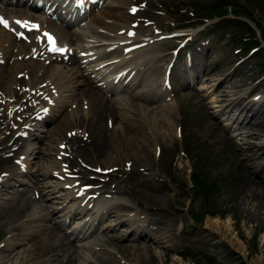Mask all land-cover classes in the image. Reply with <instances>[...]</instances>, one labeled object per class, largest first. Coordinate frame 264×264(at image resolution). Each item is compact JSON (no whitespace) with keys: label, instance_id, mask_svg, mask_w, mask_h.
<instances>
[{"label":"rangeland","instance_id":"374dc122","mask_svg":"<svg viewBox=\"0 0 264 264\" xmlns=\"http://www.w3.org/2000/svg\"><path fill=\"white\" fill-rule=\"evenodd\" d=\"M147 1L152 7L159 4L168 9L170 6L173 8L170 13L168 9L166 10V19L162 22V26L167 27L168 32H173L172 27L178 26L181 30L179 36H185L187 30L190 35L192 34V38H196L199 32H195L205 27L200 36L211 35L212 43L205 55L203 66L207 69V77L210 80L204 85L210 89L212 87L210 82L214 79L219 81L223 76L227 81L221 87L218 86L208 98H204L206 95L204 90L192 89L179 93L176 101L170 106L172 108L175 105L176 112L172 111V114L167 111L172 116L175 132L170 128V134L165 132V135H152L153 142H147L149 147L144 152L149 156V162H145V165L135 157L128 167L125 164L126 157L122 154L121 160L106 164L104 160L107 155L95 157L84 149L83 143L74 149L75 153L71 158L74 168L80 161H84L85 165L92 168L114 166V174H108L107 177H112L113 183L115 181L117 184L114 189L123 190V194L110 201L114 207L120 203L125 204L121 209L116 207L117 212L113 214L115 220H111L110 217L99 223L90 235L88 240L92 249L86 253L91 260L88 264H179L175 258L177 255L191 264H264V209L256 205L259 200L257 192L262 185L259 183L257 186L256 182L264 180V145L259 147L257 144L264 138V125L258 127L262 135L246 138L257 144L248 157L250 160L246 161L247 153L244 152L243 141L239 136H234L229 142L223 141L228 134L224 129L227 121L223 119L221 123L216 121L211 114L212 107L210 108L216 104L215 98L229 97L222 89L229 91L230 88L227 86L231 83L236 82L231 90L234 88L238 95H242L245 91L253 89V83L263 77L264 67L261 63L264 60V0ZM228 9H231L232 14H240V17L249 15L248 18L252 17L255 20L256 24L251 21L253 32L259 38L261 36L263 38L258 44L259 51L249 54L248 48L253 44L245 45L239 35L244 18L233 17ZM146 11L148 9L143 14L149 13L154 18V12ZM224 11L227 16L219 14ZM191 13L199 18L194 19ZM255 25L259 27L261 34ZM171 42L174 40L160 44V47L165 49L162 52L174 46ZM241 57H249V60L239 65L232 63L234 59L239 60ZM255 62L258 65H255ZM73 75L72 73L68 78ZM254 93L264 96V81L257 82L256 88L248 95L247 100L252 99ZM74 110L77 111L76 108ZM128 117H122L120 120L117 116L116 123L114 117L113 124L110 125L105 116L102 125L111 129L109 131L115 126L116 134V131L120 132L123 130L121 128L128 125ZM71 120H74L77 126H81L84 117L74 115ZM48 136L46 143L50 140ZM127 147L125 149L129 154ZM33 151L35 152V148ZM48 159H53V156ZM34 167H37L36 162ZM260 167H263V172H260L261 178L255 179L254 175ZM87 174L103 177L100 175L102 173H96L94 170ZM49 182L50 185L55 183ZM3 200L0 204L9 201ZM3 207V204L0 205V257H5L10 252L6 245H13L19 240L15 230L3 236L11 228L9 214L3 212ZM25 213L28 215L34 212L28 210ZM123 214L127 221H124ZM209 218H218L222 223L227 222V227L213 228L208 224ZM121 221L124 224L120 223L119 227L113 225L110 229H103L112 222ZM131 225H139L141 228L136 230L135 235L125 239L124 236L131 229ZM163 225L166 226L163 228L164 235L154 232L155 227ZM46 226L42 224L41 228L47 229ZM147 226L153 231L152 235L155 237L153 243L145 238L140 239L141 241L132 239L138 234L146 235L148 230L143 228ZM239 241L246 251L237 248ZM28 245L29 242L26 240L25 243L18 244L15 251L28 248ZM144 245L150 247L149 252L145 251ZM28 252L25 264H42L48 258L46 255L39 254L41 256L38 257L39 255L32 254V249ZM78 255L84 258L80 251ZM24 261L25 259H19L16 264H22Z\"/></svg>","mask_w":264,"mask_h":264},{"label":"bare ground","instance_id":"6f19581e","mask_svg":"<svg viewBox=\"0 0 264 264\" xmlns=\"http://www.w3.org/2000/svg\"><path fill=\"white\" fill-rule=\"evenodd\" d=\"M116 1L118 2V5H121V4L124 5L127 3L126 2L127 0H116ZM111 12H113L112 9L107 11L106 14H111ZM114 15L115 17H118V19L126 21V23L131 24V22H128L129 15L126 12L125 13L123 11L116 12L114 13ZM93 20H95L96 25H99L103 22V20L101 19L98 20V17H95ZM116 24H117V21L111 22V24L106 25L105 28L116 29L117 28ZM122 27H125V26H123L122 24L116 30H119ZM2 37H4V35L2 34V31L0 29V44H1ZM58 38L61 41H63L60 38V36H58ZM75 40H80V39L79 37L76 36ZM148 45L149 46L147 48H152L155 45L158 46V43L156 44L151 43ZM21 49L22 48L18 47V53L23 52ZM157 49L158 50L160 49V52L165 50V49L158 48V47ZM141 50L143 52L146 50V48L145 49L141 48ZM151 52L154 53L155 50ZM150 53L148 54V56H150ZM148 60H150V57L148 58ZM30 61L32 60H28L27 62H24V65L18 62L14 63L12 65L14 67L12 68L10 72L9 71L5 72L4 70H1L2 75L0 76V78L4 82V84L8 82L17 84L19 81V79L15 76L17 74V71L18 70L20 71L24 68L27 69ZM150 62L153 63V61L151 60ZM32 66H33L32 70H27L29 74L31 75L38 74L43 69L44 71H47L46 73L49 72V75L51 76L53 75L55 77L54 80L57 82L60 80V78L63 77L64 72H66L62 68L59 69L58 66L54 63L49 64V66H44L39 62H35L32 64ZM14 71L16 72L14 73ZM6 78L8 80H6ZM103 78L106 82L107 79L104 77V75H103ZM226 81L227 79L225 77H221V80L217 83V85L221 87L223 84H225ZM235 84L236 82L231 83L230 85L227 86L228 88H230L229 91L222 89L224 91V94L229 96L227 104L224 105L223 116H226L227 114L228 118L226 119H227L228 124H229V121H231V119L233 118L234 120L233 123L235 122L234 130L236 131L234 136H239V138L243 141L242 144L243 145L245 144L244 152L247 153L245 160L249 161L250 158L248 157L250 154H252L251 152L252 149L257 144L259 147L261 145H264V138H261L262 140H259V143L257 144H253V142L246 140L247 137L253 138L255 135L256 136L262 135L258 131V127L264 125V99L253 100L248 103H244V99H245L244 95H238L239 93L234 88L231 90V88ZM84 90L85 91L84 92L82 91V92L84 93V95L89 96L90 98L89 104L91 106L90 115L84 118L86 120L84 127L88 129L89 137L91 138L90 142L88 144H85V149H87L88 150L87 152L95 157L107 155L106 159L104 160L106 164L107 163L112 164L118 160H121L122 158L120 154H122L124 157H126L125 159L126 164L132 163V159L137 157L140 160V162L145 165V162H149L148 160L149 156L145 155L144 152L148 150L149 146L147 142L152 141L151 140L152 135L153 136L155 135L158 136L159 134L165 135L164 134L165 132H167V134L168 133L170 134L171 132L170 128L171 129L173 128L175 132V126H174V123H172L173 120H171L172 116L170 115V113L173 114L172 110H174L175 108V105H173V107L170 108L171 104L174 103L173 101L168 102V103L161 101V103L156 104L157 106L155 107H150L149 105L146 106L143 103L144 101H141V103H139L138 101L139 99L140 100L144 99L143 92H140L141 94L137 97V99L134 96L130 102H127V101L125 102L122 99L121 104L125 105V109L123 111H120L118 109H115V106H113L114 104H111V103L109 104L106 100L101 99L99 94L95 93V91H92L90 89L89 90L84 89ZM229 92L232 94L230 95ZM216 100L217 102L219 101V99H216ZM114 103H116V101ZM226 106L228 107L230 106L232 108V111L230 114L228 113V109H226ZM105 109L108 111V114L112 116V119H114L115 117V123L117 121V116L120 120L122 117L123 118H126L128 116H133V117H128L127 118L128 125L125 126L124 128H121L123 129L122 131L120 132L116 131V134H115V130H116L115 126L114 128H112V131H109V129L105 125H104L105 127L102 125V121L105 122L104 120ZM167 111L170 113H167ZM220 114L222 115V113ZM65 123H69V122L62 121L59 124L60 127L63 128ZM230 128L231 126L224 127V129H228V131ZM234 136L227 134V136H225L223 141L229 142V140H231ZM14 144L15 142L13 144H10V146L8 147L13 148ZM126 146H128L127 148L129 149V154L126 152V149H125ZM117 149H119L120 152ZM115 150H117L118 152L116 151L117 152L116 153ZM46 155H48V153H46ZM36 157L40 158L38 153ZM64 161L66 160H63L62 162ZM52 163H53L52 165L61 164L56 159L53 160ZM0 164L4 167H9L7 158L1 157ZM42 164H44L42 167V170L43 169L46 170L47 167L50 168V165H51V164H48V166L45 165L46 160L44 158L42 160ZM105 166L106 165H104V167ZM75 170L76 172H82L81 170H78V169H75ZM261 171L263 172V167H260L257 169L256 174L254 175L255 179L261 178L260 177ZM47 173L48 172L43 170L41 175L46 176ZM84 173H85V176H84ZM84 173L82 176H80L81 178H83L84 180L87 179L89 180V182H92V183L96 182V177L94 176L89 177L86 174L87 172H84ZM111 178L112 177L106 179V181L101 184L98 181L93 184L95 185V188L97 190H103L104 192H111L116 195L123 194V190L114 189L117 187V184L115 181L113 183V179ZM112 183H113V186H111ZM256 183H257V186L260 185L259 183L262 184L260 189H258V192H257L258 194L257 196L259 200L256 203V205H258L260 209H264V180L260 179ZM1 201L2 200H0V202ZM32 203L33 202H32L31 196L23 192V193H19L17 198H12L11 200L5 203L3 202L2 204L4 207L2 209H3V212H8L9 214L8 221L13 222L14 219L18 220L19 218L24 217L25 210L27 212V210L31 207ZM124 206L125 204L120 203L116 205L115 207H118L117 209H121ZM113 213H115L114 210H113ZM122 216L124 218V221H127V219L125 218V214H123ZM208 220H209L208 224L213 226V228H216V229H220L221 226L227 227V224H228L227 222L222 223L218 218H209ZM164 226L165 225L155 227L154 232H158L159 234L164 235L165 233L163 232ZM109 227L110 226H108V228ZM134 231H135L134 228L131 229L130 231L131 233H128L127 235H125L124 238L125 239L130 238L132 232ZM152 232H153L152 230L150 231L148 230L146 235H137L132 239L141 241L142 238H145L146 240L151 241L153 243L155 237L152 235ZM72 235H74L73 240L75 241V243L68 239L69 234L61 235L52 226H48L45 232H42L36 228L35 229L32 228L28 230L25 235H23L24 237L20 235L19 236L20 239L18 238L19 240H17L16 243H14L13 245H9V244L6 245V248L10 249V252H8L5 257L4 256L0 257V264H16L19 261V259H25L24 262H21L22 264H25L27 261V253H29L28 251L31 249H32V254H36V255L42 254L48 257L46 260H44L42 264H88V262H90L91 260L89 259L86 253H89L88 250L92 249V245L89 244V242L85 240L89 237V234H87L86 231L83 232L82 228H80L78 229V231H74ZM26 240L27 242H29L28 248L27 247L20 248L17 251H15L18 247V244H21V243L23 244L25 243ZM144 246H145V251L149 252L150 247L148 245H144ZM237 248L238 249L240 248L243 252L246 251V249L244 248L243 244L240 241L237 243ZM79 251H80V254L82 253V256H84V258L78 255ZM40 256L41 255H39L38 257ZM31 258L32 256H30L29 259ZM175 258H176V261L179 262V264H191L188 261H183L179 255L175 256Z\"/></svg>","mask_w":264,"mask_h":264},{"label":"snow or ice","instance_id":"6c2138e0","mask_svg":"<svg viewBox=\"0 0 264 264\" xmlns=\"http://www.w3.org/2000/svg\"><path fill=\"white\" fill-rule=\"evenodd\" d=\"M17 23L20 24V25L23 26V27H28V26H29V25H28V22H20V21H17ZM0 24H4L5 27L8 26V25H7V22L4 21L3 18H0ZM31 29H36V30H38V29H39V26H38V25H31V26H30V30H31ZM45 35H47V34L45 33ZM48 39H49L50 43H52L51 37H48ZM51 50H53V51L58 50V49L54 46V43H53V47H52Z\"/></svg>","mask_w":264,"mask_h":264}]
</instances>
